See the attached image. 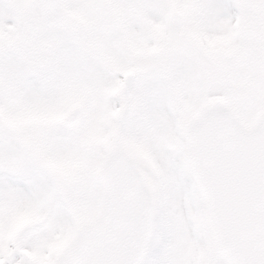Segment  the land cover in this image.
Returning a JSON list of instances; mask_svg holds the SVG:
<instances>
[{
	"label": "snow or ice",
	"instance_id": "6c2138e0",
	"mask_svg": "<svg viewBox=\"0 0 264 264\" xmlns=\"http://www.w3.org/2000/svg\"><path fill=\"white\" fill-rule=\"evenodd\" d=\"M0 264H264V0H0Z\"/></svg>",
	"mask_w": 264,
	"mask_h": 264
}]
</instances>
